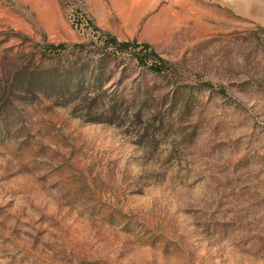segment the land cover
I'll return each mask as SVG.
<instances>
[{"label":"rangeland","instance_id":"rangeland-1","mask_svg":"<svg viewBox=\"0 0 264 264\" xmlns=\"http://www.w3.org/2000/svg\"><path fill=\"white\" fill-rule=\"evenodd\" d=\"M160 5L0 0V264H264V0Z\"/></svg>","mask_w":264,"mask_h":264},{"label":"crops","instance_id":"crops-1","mask_svg":"<svg viewBox=\"0 0 264 264\" xmlns=\"http://www.w3.org/2000/svg\"><path fill=\"white\" fill-rule=\"evenodd\" d=\"M162 1L82 0V6L96 26L115 33V27L134 29L141 25L153 12L159 10Z\"/></svg>","mask_w":264,"mask_h":264},{"label":"trees","instance_id":"trees-1","mask_svg":"<svg viewBox=\"0 0 264 264\" xmlns=\"http://www.w3.org/2000/svg\"><path fill=\"white\" fill-rule=\"evenodd\" d=\"M93 28H97L92 25ZM104 45L113 53H128L136 61V63L150 72L162 73L168 70L167 63L160 57V55L148 43H140L136 39L133 40H119L115 35L105 32ZM64 44L48 43L47 48L56 50L63 48Z\"/></svg>","mask_w":264,"mask_h":264}]
</instances>
